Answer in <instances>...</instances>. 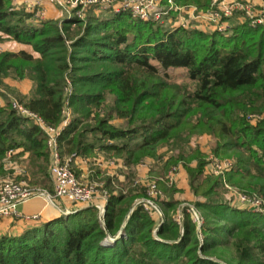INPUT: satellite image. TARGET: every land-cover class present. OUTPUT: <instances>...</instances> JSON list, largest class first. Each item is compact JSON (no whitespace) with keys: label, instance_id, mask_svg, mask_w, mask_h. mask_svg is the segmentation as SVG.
<instances>
[{"label":"trees","instance_id":"16d2710c","mask_svg":"<svg viewBox=\"0 0 264 264\" xmlns=\"http://www.w3.org/2000/svg\"><path fill=\"white\" fill-rule=\"evenodd\" d=\"M4 36L39 55L0 51V87L6 78L30 79L33 86L20 101L51 124L62 119L71 80L73 118L61 135L64 153L89 157L100 151L131 166L168 147L173 153L163 175L184 163L197 199L181 207L179 189L159 181L165 216L158 223L136 205L146 196L144 186L127 177L122 187L109 177L104 223L98 208L87 206L21 235H0V264H264V213L221 200L224 177L207 173L205 155L191 146L195 136L210 135L213 153L234 159L226 181L264 198V119L256 125L247 120L264 111V26L238 24L225 35L170 29L127 12L38 20L12 0H0V41ZM152 60L164 69L186 68L194 88L170 81ZM6 98L0 105V176L9 150H16L14 159L29 153L30 183L53 190L46 134ZM192 206L203 218L200 228ZM177 209L181 221L174 217ZM109 236L116 240L107 244Z\"/></svg>","mask_w":264,"mask_h":264},{"label":"built area","instance_id":"2783aa9c","mask_svg":"<svg viewBox=\"0 0 264 264\" xmlns=\"http://www.w3.org/2000/svg\"><path fill=\"white\" fill-rule=\"evenodd\" d=\"M45 1L63 13L61 22L74 18L86 20L90 12L95 15L127 12L140 20L157 22L170 29L182 27L225 35L231 34L233 27L238 24L247 23L251 27L264 26V0H210L207 8H199L194 4H182L177 0H12V3L15 8L25 9L32 12L36 19L44 20L47 19ZM67 84V98L62 111V119L58 124L49 123L20 100L10 99L11 106L18 114L28 117L46 134L50 152L49 175L53 182V192L50 193L44 188L33 186L30 178L24 176V165L13 158L16 150H9L4 159L8 165L14 167L15 172L13 178L3 180L0 185V220L4 218L38 219L37 214L32 216L23 214L20 205L36 196H42L50 202H54L57 198H64L71 202L95 206L104 223L109 191L98 184L86 182L77 175L75 169L77 159H88L87 157L69 155L62 149L61 135L73 118L68 98V95L72 93L70 79H67ZM263 119L264 111L247 115V120L252 125H256ZM207 161V173L224 177V186L229 192L225 202L233 207L264 213V198L241 192L226 181L225 174L234 166L233 159H221L210 153ZM116 163L112 160L110 166H116ZM175 170L176 167L169 172L171 180H173ZM20 175L23 177L20 178ZM144 187L146 196L138 198L136 205L142 204L158 223L163 222L165 215L159 203L164 198L162 190L157 183L145 184ZM192 214L200 228L203 223L202 216L195 208H192ZM175 218L181 221L183 216L179 213ZM115 240L109 236L105 243L109 244Z\"/></svg>","mask_w":264,"mask_h":264},{"label":"crops","instance_id":"0c3cea01","mask_svg":"<svg viewBox=\"0 0 264 264\" xmlns=\"http://www.w3.org/2000/svg\"><path fill=\"white\" fill-rule=\"evenodd\" d=\"M44 6H45L46 13H47V19H58V20L62 19L63 13L58 8L51 5L47 1L44 2ZM8 41L9 42H4V43H3V40L0 41V49L10 50L13 52L27 51L28 53L33 54L35 57L39 55L37 52L33 50L32 46L30 45L23 44V43H20L12 39ZM7 81L14 83L16 87L18 88L17 90H19L20 93H22L23 95L28 94L33 86V83L30 79L15 80L12 78H6L5 83H8ZM6 103H7L6 96H4L2 92H0V105H5ZM202 137L203 136H201V139ZM203 138H206V137H203ZM102 153L103 152L97 151L96 156L92 157V159L87 157L88 159H90L89 162H88V159H83V158L77 159L76 165H75L77 175L84 181L98 184L101 188H104V189H105L106 181L103 178L105 175L118 178L120 181L124 182L125 176L123 175V170L125 168V164L118 163L119 165H116V166L107 165V163H105L104 161V156L101 155ZM28 155L29 153H25L22 157V160L23 161L27 160ZM182 168L183 169L180 168V172L178 174L184 176L183 180H186V182L182 184L181 186L178 185L177 187H179V189H181L182 192L188 191L189 193H192L190 190L189 183H188L187 171L184 168V166H182ZM185 176H187L186 179H185ZM51 182H52V179H51ZM52 186H53V182H52ZM84 207H87V205L83 203L71 202L64 198H57V199H54V202H50L42 196H36L24 202L23 204H21L20 210L25 215L32 216V215L37 214L39 215V218L35 220H25V219H18V218L1 219L0 220V235L9 234V235L18 236V235H21L26 229L30 227L38 226L42 223L49 222L63 215L76 212L77 210L84 208Z\"/></svg>","mask_w":264,"mask_h":264},{"label":"rangeland","instance_id":"374dc122","mask_svg":"<svg viewBox=\"0 0 264 264\" xmlns=\"http://www.w3.org/2000/svg\"><path fill=\"white\" fill-rule=\"evenodd\" d=\"M182 4H184V3H182ZM90 13H92V12H90ZM101 15H107V13L106 14L102 13ZM10 39L11 38L6 36V37H3L2 40L4 43V42H9L8 40H10ZM0 51L4 52V51H10V50L0 49ZM152 63L158 67L159 72L161 74H165V73L168 74V78L170 81L176 82L178 84L186 85L190 89L194 88L195 84L189 78L188 70L186 68H183V67L173 68L172 67L169 69H164L158 61L152 60ZM7 82L9 84L6 83L4 86L0 87V92H2L4 94V96L8 97L9 99L12 98V99L20 100L21 97L24 95L22 93H20L19 90H17L18 88L16 87V85L14 83H12L10 81H7ZM25 95H27V94H25ZM126 122L127 121L124 119H116V121L114 120V123L116 125H119V126H125ZM201 136L206 137V138L202 137V139H201ZM211 139H212V137L210 135H207V134L195 136L191 141V146H193V148H197V149L201 150V152L205 155V158L207 159L208 155L210 153H213L212 148H211ZM172 153H173L172 149H170L168 147H163L159 150L158 155L156 157L145 158V159L141 160L140 162H138L137 164H134L131 166L125 165V168L123 170V175L125 176V181L123 182L124 184H122L121 186L124 187V185H128L127 183H129V181H128L127 177H132L131 179L135 181L136 185L145 186V184L157 183L159 186V181H162V182H165L168 186L171 185V186H174L177 189H179V187H177V186L178 185L181 186L182 184H184L186 182V180H183L184 176L178 174L180 172V168L183 169L182 166H184V163H180L177 166H173L170 170H168L167 173L165 172L166 174H164V175L162 173L163 165L166 162V160L172 155ZM96 154H97V152L94 155L89 156L88 158L92 159V157H95ZM101 155L104 156V161H105V163H107V165H110L112 160L117 162L116 165H119L118 163L125 164V160L123 157L114 156V155L108 156L104 153H102ZM226 158H228V157H226ZM221 159H224V158H221ZM230 159H233V158H230ZM14 160L17 162H20V164L24 165V170H25L24 176L30 177V172H29L28 167H27V160L23 161L22 159H19V158L14 159ZM1 163H3L4 173L1 174V176H0V185H1L3 180L13 178L14 177L13 174L15 172L14 167H12L10 164L8 165V162L5 161V159L2 160ZM174 167H176V170L173 172L174 173L173 180H171L169 177V172ZM19 177L22 178L23 176L20 175ZM109 177H110L109 175H105L103 179H105V181H106ZM186 177L187 176H185V179H186ZM30 181H31V178H30ZM93 184H95V183H93ZM121 186H117V188H120ZM231 186H233V185H231ZM233 187L238 189L235 186H233ZM159 188H160V186H159ZM46 190L50 193L53 192V190H51V189H46ZM160 190H162V189L160 188ZM227 191H228L227 188L224 186V190H223V192L221 194V198H220L221 200H225V198H227V194L229 193ZM162 192H163V190H162ZM176 196H177V199L180 201L181 207H183L185 205L193 204L195 202V200L197 199L196 197H194V195L192 193H189L188 191L182 192L181 189H179V192ZM192 208H194V206H192ZM179 213L183 216L182 211L180 209H177L176 213H174V217H177L179 215ZM231 248L232 247H230V249ZM227 253H228V256L230 258H233L234 251L232 249ZM225 264H227V263H225Z\"/></svg>","mask_w":264,"mask_h":264}]
</instances>
